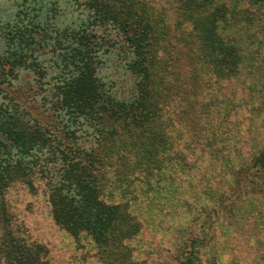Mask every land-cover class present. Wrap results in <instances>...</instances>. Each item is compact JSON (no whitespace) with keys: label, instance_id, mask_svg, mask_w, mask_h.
Masks as SVG:
<instances>
[{"label":"trees","instance_id":"obj_1","mask_svg":"<svg viewBox=\"0 0 264 264\" xmlns=\"http://www.w3.org/2000/svg\"><path fill=\"white\" fill-rule=\"evenodd\" d=\"M68 1L82 8V18L64 24L59 0H18L12 19L0 27L2 84L20 71L39 79L49 74L54 113L61 117L57 123L63 124L65 137L43 123L28 125L21 110L0 103L1 264H50L42 247L11 219L7 203L14 182L33 188L32 175L39 167L48 170L40 164L43 153L62 164L57 181L46 187L52 221L73 239H89L100 254L98 264H159L134 260L130 243L141 231L138 219L148 215L145 210L158 215L163 205L143 209L134 201L139 195L168 193L183 200L170 199L179 214V205L193 195L207 199L197 212L208 210L203 219L171 227L172 237L182 235L170 241L177 264H264V146L249 161L230 155L225 143L218 146L217 157H210L212 149L185 144L191 132H204L208 106L192 104L186 121L175 119L182 106L176 108V97L188 94L189 83L174 65L186 51L169 43V37L184 41L198 61L194 71L202 74L212 52L223 50L221 37L214 48L212 36L224 12L199 14L216 0ZM106 27L114 37L97 35ZM44 48L50 50V72L40 59ZM104 57L133 75L129 97L118 98L102 82L98 69ZM221 63L225 68L219 72L235 66L234 60ZM193 77L196 83H209ZM84 124L93 131L87 149L72 138ZM183 205L185 214L189 203Z\"/></svg>","mask_w":264,"mask_h":264},{"label":"rangeland","instance_id":"obj_2","mask_svg":"<svg viewBox=\"0 0 264 264\" xmlns=\"http://www.w3.org/2000/svg\"><path fill=\"white\" fill-rule=\"evenodd\" d=\"M17 2L18 0H0V27L12 19ZM59 7L65 13L61 18V21L65 22L64 24L69 23L71 17L74 20L82 18V8L69 3L68 0H59ZM215 8L220 11H215ZM221 11L224 12V18L220 19L219 30L216 31V35L212 36V46L217 47L215 39L220 36L223 50L218 55L210 52L211 61L209 62L210 58H206L209 66L203 68L202 74L199 71H194L196 66L198 68V61L189 52L184 41L174 38L173 35L169 37V43L177 45L178 50H184L186 53L188 51V57H185L186 53L181 52L182 60L174 63L178 74L183 78L182 81L189 83L188 94L183 93L182 96L180 94L176 97V108L182 106L179 108L178 114L175 115V119L178 121L180 118L186 121L188 112L194 109L190 105L194 104L196 107L198 102H204L209 110L206 115L209 120L208 125L203 126L204 132L201 131L199 135H194L193 132H191L192 135L188 134L185 144L191 148L195 145L200 146V149L205 148L206 152L212 149V153H209L210 157H217L218 146L225 143L230 155L239 156V158L249 161L255 151H260L264 146V0H216L211 8L202 9L199 14L205 16L214 12L217 15L222 13ZM169 20L170 18H165L167 25H169ZM96 33L97 35L106 33L111 38L115 36L110 27L99 28ZM197 44L201 49L198 41ZM49 51L47 48L42 49L43 55L40 56V59L43 58L46 71L50 66ZM202 58L204 57L202 56ZM102 59L103 63L98 69V75L102 82L118 98L129 97L133 91V75L117 60H110L106 57ZM233 60L234 67L228 66L225 72L217 70V68H225L221 61L231 64ZM194 74L209 83H196ZM4 81L7 82L2 84L3 81H0V87L4 89L0 94V103L10 106L13 110H21L22 121L28 125H34L37 122L43 123L55 133H62L61 137L64 135L63 131H60V126L63 124L57 123L61 117L59 115L56 118L57 115L54 113L56 108L52 103L54 93L49 90L52 83L49 74L46 78L39 79L30 72L20 71L16 78ZM190 93L192 94L189 95ZM187 95L193 97L194 101L186 97ZM210 127L214 128V132L212 129L209 132ZM71 129L74 130V128ZM75 130L76 134L72 138L78 147L87 149L93 145V131L88 126L84 124ZM211 133L212 136H210ZM39 158L42 162L40 164L46 165L45 169L48 170L42 172L44 169L39 167V172L32 175L33 188L29 183L21 180L14 182L7 192L8 211L11 219L16 220L23 235L29 241H35L42 247L50 264H98L97 259L100 254H97V249L89 239L83 237L77 240L73 239L53 223L46 198V187L51 181H57L62 164L60 161H55L50 154L43 153ZM200 185L204 186V182ZM210 196H213L212 193ZM193 197V200H184L183 202V204L189 203L187 211L191 213L183 214L185 208L181 204L179 207L183 210L180 214L176 210L179 214L176 219L174 217L177 215L175 206L173 208L171 206V204H175L170 199L173 198L178 203L183 201L182 199L174 198L170 193L154 196L152 194L139 195L134 201L137 207L143 209L151 207L153 210L155 207L163 205V211L158 215L153 214L155 216L153 217V212L148 209L145 210L148 215L142 217L143 219H138L141 221L142 228L136 239L130 243L134 249L132 252L136 258L134 260L177 264L173 256V243L170 241L178 239L182 235L172 237L176 233L171 227L194 219H203L206 216V211L208 212V210H204L203 213H197L201 212L200 208L204 209L203 199L205 198L201 195H193ZM134 260L131 259V261Z\"/></svg>","mask_w":264,"mask_h":264}]
</instances>
